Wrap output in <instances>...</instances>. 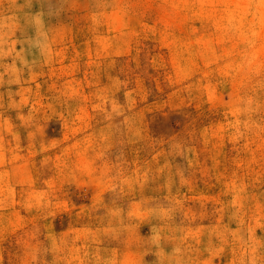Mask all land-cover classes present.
<instances>
[{
    "label": "rangeland",
    "instance_id": "rangeland-1",
    "mask_svg": "<svg viewBox=\"0 0 264 264\" xmlns=\"http://www.w3.org/2000/svg\"><path fill=\"white\" fill-rule=\"evenodd\" d=\"M0 264H264V0H0Z\"/></svg>",
    "mask_w": 264,
    "mask_h": 264
}]
</instances>
